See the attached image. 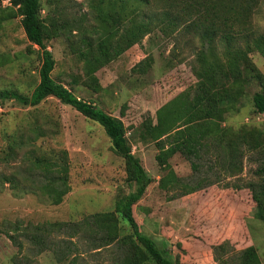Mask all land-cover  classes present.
<instances>
[{"label": "trees", "instance_id": "obj_1", "mask_svg": "<svg viewBox=\"0 0 264 264\" xmlns=\"http://www.w3.org/2000/svg\"><path fill=\"white\" fill-rule=\"evenodd\" d=\"M2 2L0 0V29L11 19L19 18L29 46L38 47L40 63L37 84L32 90L0 88V106L14 101L25 108L31 107L26 112L29 119L25 126L33 133L31 137H24L21 129L25 126L20 124L12 131L2 127L4 145L0 146V161L8 162L25 142L34 145L51 134L39 124L35 112L48 97L57 99L99 123L110 139L112 151L124 163L128 192L117 196L111 210L94 212L85 219L89 220L86 224L91 225L88 229L95 235L90 250L117 245L120 255L112 264H193L187 242H176L177 254L173 257L166 238L158 245L144 232L136 208L154 180L147 174L140 157L132 153V144L155 145L154 159L163 173L157 185L163 191H170V198L210 186L225 175L237 176L246 152L262 156L260 169L264 171V126L226 122L229 115L238 112L247 102L255 113L264 116V74L250 56L257 52L264 58V31L254 23L263 0H88L96 36L81 31L83 26L76 20H64L56 6L52 7L53 14H43L41 0H8V5ZM73 31L80 34L78 40L72 39ZM152 33L186 40L192 48L191 71L196 81L160 105L154 115L147 112L137 125H126L122 120L125 105L120 107L121 117L115 116L94 101L77 97L73 88L52 77L56 60L48 44L54 38H64L72 57L82 64L81 75L72 74L69 85L97 93L102 87L95 73ZM7 60L0 55V65ZM154 61L153 54L149 53L133 65L131 72L144 75ZM171 61L169 58L167 68L174 66ZM43 117L47 123L57 125L54 118ZM175 154L189 162L190 175L176 174L170 163ZM208 155L215 159L206 169L212 172L214 182L201 175L202 160ZM26 156L30 163L25 170L45 180L18 187L19 182L13 176L4 179L16 182V187L22 191L40 193L50 204L62 203L71 189L66 150L48 148L36 153L35 148H30ZM212 166L217 171L212 170ZM193 172L197 174L191 177ZM221 188L235 194L248 191L238 210L248 216L254 207L253 216L264 221V177L246 184L226 181ZM82 222L75 225L77 228L71 227L72 230L79 229ZM122 224L128 228L125 233H122ZM246 236L244 247L236 252L235 264H262L256 246L250 242L249 235ZM219 248L226 251L227 246L219 245Z\"/></svg>", "mask_w": 264, "mask_h": 264}, {"label": "rangeland", "instance_id": "obj_2", "mask_svg": "<svg viewBox=\"0 0 264 264\" xmlns=\"http://www.w3.org/2000/svg\"><path fill=\"white\" fill-rule=\"evenodd\" d=\"M41 1L43 14H53L52 7L56 6L64 20H76L83 26L81 31L86 30L90 36L97 35L88 0ZM2 4L8 5V2ZM254 23L264 31V0ZM176 37L166 38L159 33L146 35L95 73L102 87L97 93L69 85L72 74L81 75L82 64L72 57L64 38H54L48 44L56 60L52 77L73 88L77 97L94 101L115 116L121 117L120 107L125 105L122 120L126 125H137L147 112L154 115L160 105L196 81L191 71L192 48L186 40ZM79 38L80 34L73 31L72 39ZM28 46L19 18L11 19L3 30L0 29V55L8 58L0 65V88H19L28 92L37 84L38 47L31 45L28 51ZM149 53L154 56L153 67L144 75L131 72L133 65ZM250 56L264 74V58L257 52ZM169 58L174 63L171 68L166 65ZM30 108L14 101L0 106V146L4 145L1 128L12 131L18 124L27 125L29 116L26 112ZM35 115L39 124L51 134L36 143L39 147L25 142L8 162L0 161V264H112L120 255L117 245L90 250L95 235L88 229L91 227L86 224L89 220L85 219L94 212L111 210L117 196L128 192L123 159L112 151L110 139L99 123L55 98L48 97L43 101ZM43 115L57 120V125L47 123ZM226 122L263 127L264 116L255 113L251 103L247 102L238 112L229 115ZM21 133L24 137L33 135L27 126ZM30 148H35L36 153L48 148L66 150L71 189L62 203L50 204L40 193L22 191L16 187V182L4 179L13 176L19 182L18 187L45 180L25 170L30 163L26 156ZM156 152L153 143L132 144V153L140 157L147 174L154 180L136 208L144 232L158 245L166 238L173 257L177 254L176 242H187L193 264H235L236 252L244 247L247 241L244 235L248 234L264 264V221L253 216L254 207L248 216L238 210L248 191H244L246 195L242 191L235 194L221 188L226 181L246 184L264 177V171L260 169L262 156L246 152L237 176L225 175L208 187L170 198V191H163L157 185L163 173L155 162ZM214 161L211 155L202 160L201 175L207 181H215L212 172L206 171L207 165ZM170 163L181 177L192 173L189 162L180 154L170 158ZM214 166L212 170L217 171ZM193 174L191 177L197 172ZM81 222V227L73 231L71 227L77 228L75 225ZM121 226L122 233L128 231L125 225ZM219 245H226V251Z\"/></svg>", "mask_w": 264, "mask_h": 264}, {"label": "clouds", "instance_id": "obj_3", "mask_svg": "<svg viewBox=\"0 0 264 264\" xmlns=\"http://www.w3.org/2000/svg\"><path fill=\"white\" fill-rule=\"evenodd\" d=\"M5 1L8 2V0H3V2H5ZM8 3H9V2H8Z\"/></svg>", "mask_w": 264, "mask_h": 264}]
</instances>
